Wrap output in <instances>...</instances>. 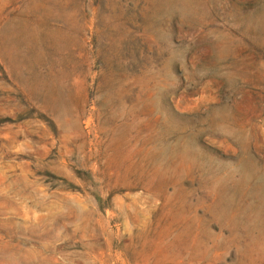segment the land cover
Masks as SVG:
<instances>
[{
  "label": "rangeland",
  "instance_id": "obj_1",
  "mask_svg": "<svg viewBox=\"0 0 264 264\" xmlns=\"http://www.w3.org/2000/svg\"><path fill=\"white\" fill-rule=\"evenodd\" d=\"M0 264H264V0H0Z\"/></svg>",
  "mask_w": 264,
  "mask_h": 264
}]
</instances>
